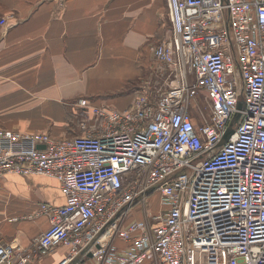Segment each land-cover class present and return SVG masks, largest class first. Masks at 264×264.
Instances as JSON below:
<instances>
[{
    "label": "built area",
    "instance_id": "obj_1",
    "mask_svg": "<svg viewBox=\"0 0 264 264\" xmlns=\"http://www.w3.org/2000/svg\"><path fill=\"white\" fill-rule=\"evenodd\" d=\"M167 7L171 35L151 48L165 89L146 88L123 111L80 99L73 139L0 129V178L46 175L65 196L39 206L50 226L33 252L0 243V264L59 247L60 264H264V0ZM139 207L143 217L127 220Z\"/></svg>",
    "mask_w": 264,
    "mask_h": 264
},
{
    "label": "crops",
    "instance_id": "obj_2",
    "mask_svg": "<svg viewBox=\"0 0 264 264\" xmlns=\"http://www.w3.org/2000/svg\"><path fill=\"white\" fill-rule=\"evenodd\" d=\"M0 20V129L73 139L83 133L80 99L123 111L138 93L171 81L151 50L171 35L167 0H0ZM151 200L156 213L158 197ZM42 203H65L58 181L2 176L0 243L34 250L50 226L38 212ZM142 217L132 212L131 219ZM67 250L26 264H60Z\"/></svg>",
    "mask_w": 264,
    "mask_h": 264
},
{
    "label": "rangeland",
    "instance_id": "obj_3",
    "mask_svg": "<svg viewBox=\"0 0 264 264\" xmlns=\"http://www.w3.org/2000/svg\"><path fill=\"white\" fill-rule=\"evenodd\" d=\"M197 100H198V104H199L198 106H199L201 112L206 115V113L208 112L207 111L208 108H207L206 102L203 99H201L200 97H198ZM195 108L196 107H191L190 110L192 111V113L194 114V116H196V118L198 119V117L201 116V113H200L199 110H197ZM151 202H152V200L150 201V199H149L145 203V207H147V208L149 207L148 209H149V212L150 213L154 212V209L153 210L150 209V205H151L150 203ZM138 209L142 210V212L145 213L144 207H139L136 210H138ZM131 215H132V213L127 217V220H132L131 219Z\"/></svg>",
    "mask_w": 264,
    "mask_h": 264
},
{
    "label": "water",
    "instance_id": "obj_4",
    "mask_svg": "<svg viewBox=\"0 0 264 264\" xmlns=\"http://www.w3.org/2000/svg\"><path fill=\"white\" fill-rule=\"evenodd\" d=\"M244 108L245 107H244L243 102H239L238 103V109L244 110ZM240 117H241V113H236L232 117L230 125L227 128L226 132L224 133L222 140L219 142L218 146H221L222 144H224L228 140L229 136L234 132V126H236L239 123Z\"/></svg>",
    "mask_w": 264,
    "mask_h": 264
}]
</instances>
